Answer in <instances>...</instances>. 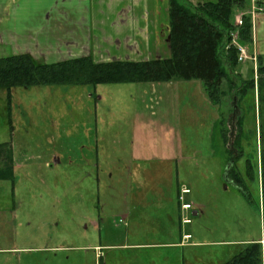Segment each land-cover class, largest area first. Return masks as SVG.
I'll use <instances>...</instances> for the list:
<instances>
[{
	"label": "rangeland",
	"instance_id": "obj_1",
	"mask_svg": "<svg viewBox=\"0 0 264 264\" xmlns=\"http://www.w3.org/2000/svg\"><path fill=\"white\" fill-rule=\"evenodd\" d=\"M77 3L82 12L49 24L61 52L35 59L53 63L82 49L94 61L169 56L167 0ZM262 17L254 41L264 56ZM252 69L250 60L225 67L218 104L198 80L14 87L8 112L0 90V264H224L260 243L264 94ZM232 165L249 202L224 180ZM177 187L190 190V211L180 210ZM128 226V244L156 248H94L123 242ZM184 234L185 245H168Z\"/></svg>",
	"mask_w": 264,
	"mask_h": 264
},
{
	"label": "trees",
	"instance_id": "obj_2",
	"mask_svg": "<svg viewBox=\"0 0 264 264\" xmlns=\"http://www.w3.org/2000/svg\"><path fill=\"white\" fill-rule=\"evenodd\" d=\"M247 5L248 0H197L195 5L187 0H167L169 28L167 58L94 62L90 56H85L45 64L34 61L26 54L1 57L0 90L6 92L7 112L10 110V92L14 87L96 86L171 80L201 81L210 101L218 104L220 98L225 95L220 90L223 81L228 79L225 67L234 69L239 65L237 50L230 45L231 33L237 32L241 45L252 43L250 18L244 16L241 26L234 25L236 12L243 11ZM256 73L257 96L260 98L264 94L262 55L257 58ZM237 78L241 80L240 77ZM247 84L254 87V80L248 81ZM237 123L240 132L241 119H238ZM222 138L224 145L227 146L225 133L222 134ZM234 144L233 141V146ZM231 151L234 150L231 148ZM4 160L5 158L2 159ZM259 166L261 195L259 210L264 240V147L259 150ZM229 172L239 183V191L249 202L242 178L234 165L230 167ZM224 264H262L261 243H247L237 256Z\"/></svg>",
	"mask_w": 264,
	"mask_h": 264
},
{
	"label": "crops",
	"instance_id": "obj_3",
	"mask_svg": "<svg viewBox=\"0 0 264 264\" xmlns=\"http://www.w3.org/2000/svg\"><path fill=\"white\" fill-rule=\"evenodd\" d=\"M86 0H0V55L5 51H10V55L32 50L33 45L44 47L46 42H51V25L50 21L53 15L58 14L60 17L72 14L77 10L82 12V4L77 2ZM110 1V0H106ZM146 2H162L164 0H144ZM193 1V0H192ZM163 10L155 4V13ZM264 13L260 16L262 19ZM58 16V17H59ZM169 30V28H168ZM257 38V35H255ZM168 39V36H167ZM253 50L258 53L259 45L255 44ZM250 50V48H249ZM9 56V55H8ZM6 57V56H3ZM1 58V57H0ZM129 227V226H128ZM132 230L127 229L126 238L121 243L103 244V246H95L100 250H144L156 248L153 244H144L133 242L128 244L129 237L132 235ZM184 236V235H183ZM264 240L259 242L262 244ZM186 241L181 243H173L168 245H185ZM105 248V249H104ZM97 259L104 258L101 255H96ZM184 263V260L182 264ZM99 264V263H98Z\"/></svg>",
	"mask_w": 264,
	"mask_h": 264
},
{
	"label": "built area",
	"instance_id": "obj_4",
	"mask_svg": "<svg viewBox=\"0 0 264 264\" xmlns=\"http://www.w3.org/2000/svg\"><path fill=\"white\" fill-rule=\"evenodd\" d=\"M264 13V0H248L247 7L240 12L238 16L234 18V25L241 26L243 22V17L248 16L250 18V25H251V34H252V45H254V33L256 29L257 21L259 20L260 16ZM230 45L235 47L237 50V61L239 64L246 62L247 60L252 61L253 63V71L256 73L257 71V54L253 50L250 54V50L246 45H241L238 42V35L237 32L231 33V40ZM190 193L189 189L186 187H181L180 193L178 196V201L180 203V209L182 211H187L191 208L190 203L185 202V196ZM182 223H188L187 218L182 219ZM185 238H189L185 236Z\"/></svg>",
	"mask_w": 264,
	"mask_h": 264
},
{
	"label": "flooded vegetation",
	"instance_id": "obj_5",
	"mask_svg": "<svg viewBox=\"0 0 264 264\" xmlns=\"http://www.w3.org/2000/svg\"><path fill=\"white\" fill-rule=\"evenodd\" d=\"M51 39H52V37H51ZM167 41H168V39H167ZM79 42H75V43H72V44H74V46H76V45H79V46H81L82 47V45L79 43ZM58 45V42L56 41V40H54L53 41V43H52V40H51V42L49 43V42H46L45 44H44V47H38V46H36V45H33V47H32V50L31 49H29V51H26V52H19V53H15V54H12V55H18V54H26V55H28L29 57H31L34 61H36V62H39V63H44V62H41V61H39V60H37V59H35V54H37V53H40L41 55L40 56H43L44 54H42V53H46V54H48V53H50V52H61V49L63 48V47H58L57 46ZM50 46V48H48ZM68 49V48H67ZM82 51H85V53L84 54H81V56H78V57H73V56H67V58H63V59H61V60H59V61H57V62H61V61H65V60H69V59H75V58H80V57H85V56H90V55H85L86 53H87V51L88 50H83L82 49ZM10 56V55H9ZM127 59V58H126ZM93 60V59H92ZM113 60H121V57L120 58H117V57H114V58H111V59H105V60H103V61H113ZM94 61V60H93ZM103 61H94V62H103ZM57 62H53V63H57ZM45 64H52V63H45ZM53 86V85H52ZM65 86H75V85H65ZM78 86V85H77ZM83 86H85V85H83ZM5 96H6V92H5ZM5 110H6V104H5ZM231 167V166H230ZM230 167L228 168H226V171H225V173H224V175H223V177H224V180L225 181H228V182H231L236 188H238V190H239V183H237L236 182V180H235V178H234V176L229 172V169H230ZM239 174V173H238ZM239 176H240V174H239ZM190 191V190H189ZM179 193H180V189H178V187H177V198H178V196H179ZM191 205V204H190ZM192 209V205H191V208L189 209V210H187V211H190ZM181 210V209H180ZM182 211V210H181ZM187 211H183V212H187ZM197 214V212H193V215H196ZM183 218H187V220H188V223H185L184 225H186V224H189L190 222H191V220H190V218L188 217V215H186L185 213L183 214V216H182V218H181V222H182V219ZM122 220H120V222H121ZM185 236H188L189 238H185ZM182 240L181 241H186L187 242V240H190L191 239V236L190 235H188V234H184V236L182 235V238H181Z\"/></svg>",
	"mask_w": 264,
	"mask_h": 264
}]
</instances>
